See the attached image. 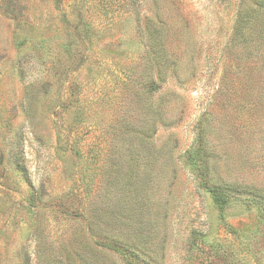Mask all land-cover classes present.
<instances>
[{
    "label": "rangeland",
    "instance_id": "rangeland-1",
    "mask_svg": "<svg viewBox=\"0 0 264 264\" xmlns=\"http://www.w3.org/2000/svg\"><path fill=\"white\" fill-rule=\"evenodd\" d=\"M255 196L264 0H0V264H264Z\"/></svg>",
    "mask_w": 264,
    "mask_h": 264
},
{
    "label": "trees",
    "instance_id": "trees-1",
    "mask_svg": "<svg viewBox=\"0 0 264 264\" xmlns=\"http://www.w3.org/2000/svg\"><path fill=\"white\" fill-rule=\"evenodd\" d=\"M239 28H237L236 32L239 31ZM209 192L212 194L214 202L216 203V205L220 207V209H224L225 206H227V203H228L227 201L229 200V197L227 196L225 192L221 190L219 191L218 189H215V188H210ZM250 207L251 209L255 210L262 219H264V198L262 196H255L253 200L251 201ZM111 247L112 246H109V248ZM111 249H113L114 251L118 252L121 255H124L123 251L118 248H111ZM126 261L128 264H138V263H133L129 260H126Z\"/></svg>",
    "mask_w": 264,
    "mask_h": 264
}]
</instances>
